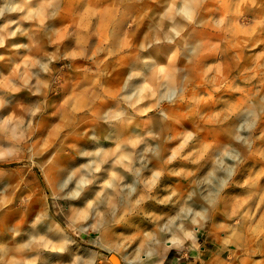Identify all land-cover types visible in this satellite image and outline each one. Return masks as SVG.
Returning a JSON list of instances; mask_svg holds the SVG:
<instances>
[{"label": "clouds", "instance_id": "1", "mask_svg": "<svg viewBox=\"0 0 264 264\" xmlns=\"http://www.w3.org/2000/svg\"><path fill=\"white\" fill-rule=\"evenodd\" d=\"M0 264H264V0H0Z\"/></svg>", "mask_w": 264, "mask_h": 264}]
</instances>
